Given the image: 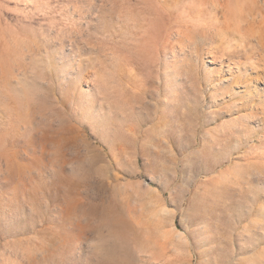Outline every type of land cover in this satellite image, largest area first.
Returning <instances> with one entry per match:
<instances>
[{
	"label": "rangeland",
	"instance_id": "1",
	"mask_svg": "<svg viewBox=\"0 0 264 264\" xmlns=\"http://www.w3.org/2000/svg\"><path fill=\"white\" fill-rule=\"evenodd\" d=\"M0 264H264V0H0Z\"/></svg>",
	"mask_w": 264,
	"mask_h": 264
},
{
	"label": "bare ground",
	"instance_id": "2",
	"mask_svg": "<svg viewBox=\"0 0 264 264\" xmlns=\"http://www.w3.org/2000/svg\"><path fill=\"white\" fill-rule=\"evenodd\" d=\"M229 17V16H228ZM222 132V131H221Z\"/></svg>",
	"mask_w": 264,
	"mask_h": 264
}]
</instances>
